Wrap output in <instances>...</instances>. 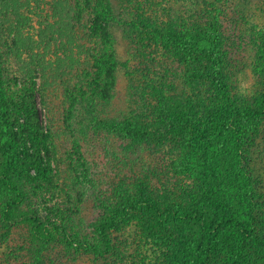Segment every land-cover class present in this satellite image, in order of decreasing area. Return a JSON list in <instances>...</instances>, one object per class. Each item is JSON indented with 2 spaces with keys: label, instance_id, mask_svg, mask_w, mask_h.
I'll return each instance as SVG.
<instances>
[{
  "label": "trees",
  "instance_id": "1",
  "mask_svg": "<svg viewBox=\"0 0 264 264\" xmlns=\"http://www.w3.org/2000/svg\"><path fill=\"white\" fill-rule=\"evenodd\" d=\"M218 2L0 0V12L14 9L16 23L9 25L20 66L18 78L3 75L10 33L0 35V228L7 235L24 228L33 239L13 264H55L45 250L60 239L72 248L56 218L21 209L25 196L14 176L24 154L43 184L52 181L41 151L53 132L38 112L36 70L50 82L60 67L63 100H45V90L46 113L64 123L79 117L87 129L118 141L116 166L107 164L100 179L116 168L123 180L101 200V217L77 238L76 249L98 261L136 253L138 264H264V193L257 192L256 176L264 163V36L258 87L239 94L226 71L228 40ZM30 4L37 28L18 10L29 12ZM28 24L35 36L23 35ZM60 53H69L67 59ZM119 79L122 94L113 98ZM161 154L165 169L154 178L167 184L165 197L150 186L148 167Z\"/></svg>",
  "mask_w": 264,
  "mask_h": 264
},
{
  "label": "rangeland",
  "instance_id": "2",
  "mask_svg": "<svg viewBox=\"0 0 264 264\" xmlns=\"http://www.w3.org/2000/svg\"><path fill=\"white\" fill-rule=\"evenodd\" d=\"M219 1L221 3L218 2L216 5L219 8L220 21L223 33L228 40L229 49L226 60V71L233 79L239 94H251L258 87L257 83L260 80L257 69L260 62L259 49L262 47L259 41L264 36V0ZM18 10L21 17L25 19L29 17L32 19L33 25L36 28L38 27V24H36V21L39 20L38 15L32 12L31 4L29 12L24 8H19ZM13 11V8H9L4 12H0V35L6 37L7 33H10L6 37L8 49L4 53L2 60L4 63L2 73L6 77L14 79L20 75V66L16 64V60L13 57L14 46L11 43V40H15L13 35L14 30L9 25L11 21L16 23ZM2 19H4V22H2ZM31 27L28 24L21 28L23 29L24 36L28 34L35 36L37 34ZM113 31L119 43L116 49L119 54L123 55L121 33L117 29ZM68 54H66L65 58L61 53V56H59L65 60ZM26 58L27 56L22 55L19 61L20 64ZM82 58L84 59L86 56L82 54ZM40 70V68L36 70L37 108L45 130L49 127L53 132L52 138L47 143L48 147L42 148L41 156L45 163H50L52 181L49 182L50 185L43 184L39 180V176H37L35 166L29 163L30 159L24 154L19 157L20 164H17L18 167L14 172V176L18 180V183L21 184L25 196L21 209L35 211L43 219L47 217L56 218L61 225L66 227L69 236H71V250L66 247L67 242L63 244L65 239H60L54 246L52 245L49 249L45 250L48 252L46 259L53 261L55 264H118L119 262L123 264H138L140 260L136 256V253H133L132 256H121V260L119 259V261H116L114 256L108 257L107 261H98L91 255L76 249L75 242L77 238L81 234L89 232L92 224L101 217V213L103 212L100 210L101 200H107V197L104 196H107L108 191H113L117 187H120V185L122 186L121 181L123 180L119 179V176H116V168L108 172L104 170V180L107 182L100 179L102 177L100 173L107 164L110 167L115 165L114 158L120 155V146L118 141L84 127L83 124L79 123V117H76L75 121L74 118L71 119V123H64L63 117L59 114H55L56 118L53 115L48 116L42 105L43 96H45L44 91L47 90L45 100L51 96L63 100L62 91L64 88H62V84H65L64 78L66 74H63L64 70L61 67L58 69V73L55 70H50L57 74H51V81L49 82L50 78L41 75ZM54 75L59 76V83H54ZM106 88H108L107 84ZM121 89L122 83L119 79L115 90L112 92L113 98L121 96ZM72 96L75 97V94H72ZM5 103L9 104L8 98H6ZM60 106L61 104H59L56 110L57 113H60ZM20 119L22 121V118ZM49 119H52L51 122ZM259 148L264 152V142H261ZM29 149V152H32V149ZM131 157L134 159L136 156ZM142 158L146 161L148 158L147 154L143 155ZM158 158L151 159L150 163L152 165H147L153 173V176L150 178V186L154 188L156 195L165 197V190H168L167 184L162 183V180H158V178H154L155 172L159 174V172H163L165 169L161 164L165 158L164 154L159 155ZM259 165L263 167H260L259 172L257 171L258 174H256L258 176L257 185H259L257 192L264 193V163ZM156 168L158 169L156 170ZM86 171H88L87 174ZM31 178L38 180L33 179L31 181ZM85 179L86 183L84 182ZM189 182L185 180L186 185ZM33 184L36 186L35 189L33 188ZM188 190H191L190 187ZM1 197L0 195V201ZM161 201H165V199ZM9 232V230L5 231L0 228V264H13V259L19 257V254H21L19 249H26L33 241L31 236L28 235L27 229H13V233L7 235ZM116 233L122 240L125 239V232ZM129 236L130 234L126 238ZM119 248V251H122L123 248Z\"/></svg>",
  "mask_w": 264,
  "mask_h": 264
}]
</instances>
